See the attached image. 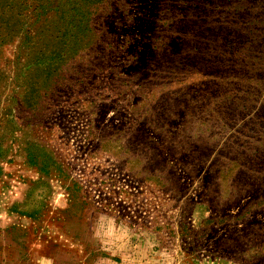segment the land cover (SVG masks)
<instances>
[{"label": "rangeland", "instance_id": "1", "mask_svg": "<svg viewBox=\"0 0 264 264\" xmlns=\"http://www.w3.org/2000/svg\"><path fill=\"white\" fill-rule=\"evenodd\" d=\"M0 264H264V0H0Z\"/></svg>", "mask_w": 264, "mask_h": 264}]
</instances>
